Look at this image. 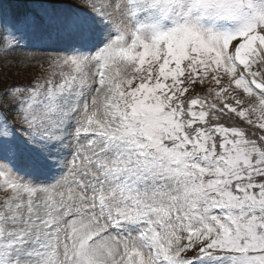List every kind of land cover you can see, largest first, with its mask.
<instances>
[{
	"label": "snow or ice",
	"instance_id": "6c2138e0",
	"mask_svg": "<svg viewBox=\"0 0 264 264\" xmlns=\"http://www.w3.org/2000/svg\"><path fill=\"white\" fill-rule=\"evenodd\" d=\"M18 2L0 264H264V0Z\"/></svg>",
	"mask_w": 264,
	"mask_h": 264
},
{
	"label": "rangeland",
	"instance_id": "374dc122",
	"mask_svg": "<svg viewBox=\"0 0 264 264\" xmlns=\"http://www.w3.org/2000/svg\"><path fill=\"white\" fill-rule=\"evenodd\" d=\"M47 60L48 57L44 55H37L35 57H31V56H26L22 52H17L5 56L2 53H0V66L2 68L10 67V69L12 70L10 74L18 79L17 81L18 83H23V84H27L32 79L33 75L36 74L37 72L43 71L41 69L25 67L24 65L25 64L34 65L38 61H43L45 62V66H46ZM19 68L21 72L15 75L14 73L18 71L15 69H19ZM18 166L23 168V161L19 162ZM7 195L8 193H6L3 189H0V200H3Z\"/></svg>",
	"mask_w": 264,
	"mask_h": 264
},
{
	"label": "trees",
	"instance_id": "16d2710c",
	"mask_svg": "<svg viewBox=\"0 0 264 264\" xmlns=\"http://www.w3.org/2000/svg\"><path fill=\"white\" fill-rule=\"evenodd\" d=\"M4 6L10 10H14L18 15L22 14L24 11L23 6L18 2V0H4ZM15 70H18L14 73L15 75L21 72L20 68ZM11 72L12 70L10 67L2 68L0 66V89L6 87L7 85L18 83V79L11 75Z\"/></svg>",
	"mask_w": 264,
	"mask_h": 264
}]
</instances>
